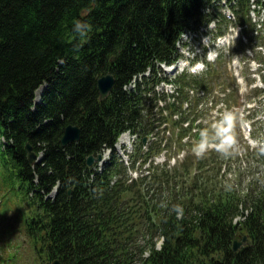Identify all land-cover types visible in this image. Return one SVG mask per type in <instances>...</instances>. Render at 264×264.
Instances as JSON below:
<instances>
[{
	"label": "trees",
	"instance_id": "1",
	"mask_svg": "<svg viewBox=\"0 0 264 264\" xmlns=\"http://www.w3.org/2000/svg\"><path fill=\"white\" fill-rule=\"evenodd\" d=\"M212 6L211 0H0V200L10 208L0 212L4 251L18 236L15 256L28 264L54 258L131 264L133 248L120 242L129 233L125 216L115 211L124 191L108 190L104 176L89 185L85 159L121 131L137 128L141 100L128 97L123 86L154 60H170L178 36L196 28ZM108 73L115 88L100 101L98 80ZM70 125L82 129L81 139L62 147ZM28 143L44 155L34 167ZM56 184L57 199L44 200L41 191ZM217 198L199 208L208 224L200 225L194 251L180 244L177 258L159 254L141 264H264V188L245 202ZM240 203L251 211L235 227ZM238 232L249 242L234 253ZM220 250L226 252L217 260Z\"/></svg>",
	"mask_w": 264,
	"mask_h": 264
},
{
	"label": "rangeland",
	"instance_id": "2",
	"mask_svg": "<svg viewBox=\"0 0 264 264\" xmlns=\"http://www.w3.org/2000/svg\"><path fill=\"white\" fill-rule=\"evenodd\" d=\"M212 74H213V76L215 75L217 77H218V74L223 75L224 77H227L228 71L226 73L225 71H223L222 68L216 66V67H213ZM210 80L212 81L211 77H210ZM40 92H41V90H39L36 93V95H38ZM38 96H37V99H39V97H40V96L39 97ZM240 135H241V133H240ZM240 135L238 136V138L242 139V141H243V137H242V135L241 136ZM255 135L258 136L259 133L256 132ZM253 138H254V136H253ZM242 150L245 152H251V150L248 149V146L244 143V141H243V145H242ZM242 154H244V153H242ZM240 155L238 156L239 159L235 160L234 164L232 166L228 165V167H227L228 171L227 172L221 171V167L218 166L219 173L217 170H214L212 173L209 174V176L212 178V180L210 181V185H211L214 192H216V193L220 192L223 194L232 193L234 195V192H236V188H237L236 186H238L239 189L245 188L246 185L248 184V182L253 179V173L256 172V170L254 171L255 162L262 164L263 158L261 156H253L251 154H248V155H246L248 160L246 159L245 161H243V159L241 158ZM234 158H236V157H234ZM221 159L222 158L220 156L213 154L211 157L205 159L204 161L207 163H214L215 164L216 160L221 161ZM195 161H198V160L188 161L187 165L185 167H182V169H181L182 173L179 174L178 176H183L184 174L188 173V171H187L188 167L193 166ZM261 174H264V172L259 173V174H254V178H256V179L253 180L248 185L250 194L255 190V187L257 185L256 180L259 176H261ZM263 178H264V176L261 177L260 182L262 181ZM238 194H239V196L242 197V199H245V197H246V200H248V198L251 199L253 196V195L247 194L245 189L243 190L242 193H238ZM15 238L16 239H15L14 243H16L18 241V236H15ZM147 238H149V236H147ZM26 247H27V245H26ZM9 250H7V252ZM1 252L4 255L7 254V252L4 251L3 249L1 250ZM0 264H2L1 260H0ZM24 264H27V262H24Z\"/></svg>",
	"mask_w": 264,
	"mask_h": 264
},
{
	"label": "water",
	"instance_id": "3",
	"mask_svg": "<svg viewBox=\"0 0 264 264\" xmlns=\"http://www.w3.org/2000/svg\"><path fill=\"white\" fill-rule=\"evenodd\" d=\"M115 78L113 75H106L98 80V89L100 93V99H105L114 89ZM79 140V129L76 126H69L65 130V134L61 139L62 145L66 146L73 141ZM28 158L29 162L34 164L36 162L37 156L33 152L31 145H28ZM92 160L89 159V163ZM240 244H235L234 250L236 251Z\"/></svg>",
	"mask_w": 264,
	"mask_h": 264
},
{
	"label": "clouds",
	"instance_id": "4",
	"mask_svg": "<svg viewBox=\"0 0 264 264\" xmlns=\"http://www.w3.org/2000/svg\"><path fill=\"white\" fill-rule=\"evenodd\" d=\"M77 27H78V28L80 27V24H79V22L77 23Z\"/></svg>",
	"mask_w": 264,
	"mask_h": 264
},
{
	"label": "bare ground",
	"instance_id": "5",
	"mask_svg": "<svg viewBox=\"0 0 264 264\" xmlns=\"http://www.w3.org/2000/svg\"><path fill=\"white\" fill-rule=\"evenodd\" d=\"M99 101V100H98ZM107 109H108V107H107Z\"/></svg>",
	"mask_w": 264,
	"mask_h": 264
}]
</instances>
